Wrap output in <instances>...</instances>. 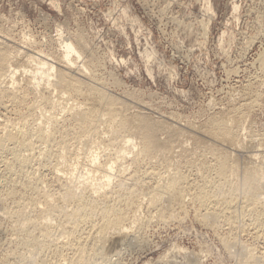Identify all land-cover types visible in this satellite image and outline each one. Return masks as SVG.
Masks as SVG:
<instances>
[{
    "label": "rangeland",
    "instance_id": "obj_1",
    "mask_svg": "<svg viewBox=\"0 0 264 264\" xmlns=\"http://www.w3.org/2000/svg\"><path fill=\"white\" fill-rule=\"evenodd\" d=\"M76 33L81 34L89 47L88 55L76 59L80 69L86 68L84 72L102 84L107 93L125 100L131 113L140 108L154 124L179 129L182 137L169 142L170 151L146 159L136 155V147L122 155L109 144L93 143L109 137L101 130L92 138L83 137L81 142L72 140L66 160L54 166L56 163L40 159L41 154L44 157L49 152V145L38 141L34 132L29 133L32 146L17 151L20 156L32 155L26 168L29 171L10 174L7 181L0 177V211L16 208L24 193L37 198H50L49 195L61 198L64 189L60 185L72 169L73 182L68 185L78 188V192L82 190L81 181L88 185L90 180L96 187H104L110 197L108 204L119 203L121 196L132 188L141 201L138 214L142 222L138 225L126 221L131 226L127 231L134 236L131 241H113L108 258L97 256L100 260L92 258L91 262L97 260L91 264H264V225L254 220L257 213L264 211V0H0V39L10 44L12 53L18 51L19 58L29 52L54 62V55L63 51V42L72 40ZM87 62L92 65L91 71ZM16 76L20 82L15 87L19 89L25 88V81L31 78L30 73L21 71ZM9 77L8 72L0 75V90ZM49 87L41 82L38 89L60 101L53 109L41 103L43 107L35 109L33 122H39L41 113L55 115L59 119L57 125L63 128L69 124L67 114L72 112L71 105L76 101L59 99L58 92ZM33 93L26 97L27 104L0 99V135L23 125L35 128L25 117L28 107L38 99L37 93ZM231 115L234 118L229 125L234 136L229 141L219 140V145L215 143L216 152L206 149L209 141L198 134L199 130L211 118ZM165 132H160L158 138L171 141ZM93 151L99 153L100 163L108 161L112 165L108 185H102L105 180L102 171H108L106 168L93 171L84 180L85 172L93 167L90 161ZM220 153L228 154L233 176L223 183L220 180V186L200 189L201 173L219 181L214 166ZM3 154L2 176L6 175L4 160H10L11 156ZM255 169L261 175L248 188L243 184L244 176ZM177 171L185 174L192 185L185 184L181 201L172 204L166 202L167 193L162 190L156 206L165 211V217L159 219L155 208L148 206L149 193L157 175L161 173L165 178ZM130 174L135 175L134 180ZM61 175L59 180L57 177ZM120 179L124 180V187L118 185ZM26 182L30 185L25 191ZM199 190L206 191L217 204L209 201L207 207H200L196 200ZM224 201L229 202L232 219L224 215L209 222L198 215L204 208L209 212L223 209L227 204ZM2 213L1 264H27L19 262L20 257L28 260L33 256L34 247L22 244L27 227L24 219L51 223L47 237L42 239L49 242L42 254L45 261L67 264L62 258L72 256L77 246L90 240L92 228L88 223L81 225L69 242L68 238L63 241L60 233L64 220L61 216L40 218L31 209L21 219Z\"/></svg>",
    "mask_w": 264,
    "mask_h": 264
},
{
    "label": "bare ground",
    "instance_id": "obj_2",
    "mask_svg": "<svg viewBox=\"0 0 264 264\" xmlns=\"http://www.w3.org/2000/svg\"><path fill=\"white\" fill-rule=\"evenodd\" d=\"M10 49L12 50L10 44H7L4 40L0 39V75H4L7 72L10 74L6 85H4L0 90V99L2 100V98H6L13 103L27 104L26 102L28 100H26V97H28L29 94H34V91L37 93L38 99H32L37 103L33 102L30 106L28 105L29 107L27 110L29 111L25 116L32 121V124L34 123L35 128L33 125L26 127L23 125V123V127H14L15 129H8L7 132L5 130V133L0 135V155L1 153H9L11 155L10 160H4L3 170L6 175L3 174L2 176L0 174V177L4 178V180L7 181V176L9 175L10 177V174L16 175L17 173H25L24 170H27L26 172L29 171L26 168H28L30 165L32 155L20 156L17 153L19 149L27 150L32 146L29 140L30 137H28L29 133L32 134L34 132L38 141L49 145V152L44 154V157L41 154L43 159L42 157H40V159L45 161V163H56L54 166L58 165L60 160H66V157H68V154H70V150H67L71 146L70 143L72 140L77 139V142H81L83 137L92 138L95 136V133H98V131L101 132V130L102 133H108L109 137L103 140V137L101 136L102 138H100L98 141L95 140L93 143H101L105 145L109 144L110 146L116 147V152L122 155L127 151L132 152L133 147H136V155H142V157L146 159L159 157L160 154H162L161 152L166 153L165 151H168L171 147L169 144L172 142V139L182 135L179 129L171 130L166 126L165 128L162 126H157L152 120L147 119L144 116L143 111L142 109L140 110V108L135 111V113H131L132 111H129V105L125 100L118 99L107 93L106 90L102 88L103 86L101 87L102 84L100 85L98 81L96 82V80H93L91 75H88V73L84 72L86 68H83L84 70L80 69L76 63V59L83 56L84 54L88 55L89 53V47L83 41L80 33H76L72 40L63 42V51L59 53V55H54V58L56 59V61L53 59L54 62L45 58H41L40 56L35 57V55H29V52L27 53L28 55L25 54L26 56H23L24 58H19L17 53L18 51L12 53ZM86 65L88 70L91 71L92 65L90 62H87ZM18 71L23 73L28 72L31 74V76H28L31 78L28 79V81H25V88L20 87L21 89H19L15 87V84H18L19 81L16 76ZM41 82H43L47 87L50 86L49 89L51 88L53 91H57L59 99H73L76 101V104H73V106L71 105L72 108L69 106V109L71 108L70 110H72L70 114H67L70 115L67 117L69 118V120L67 119L69 124H66L63 128L60 127L59 124L58 125L60 128L57 127V121L59 119H57V116L55 115L52 116L41 113L39 122H33L35 109L43 107H40L41 103L42 105H46L49 109H53L58 100H56L57 97H55L54 100L50 93H45L46 90L43 92L38 89ZM20 85L21 84H19V86ZM19 90H21V93H18ZM32 98L35 97L32 96ZM2 102L3 101H1V103ZM48 113L50 114L51 112ZM233 118L234 115H231V117L211 118L207 125L201 128L202 130H199L198 134L204 138H207L209 141L207 142L208 145H205L206 149L216 152L218 150H216V148H218L219 140L229 141L230 137L234 136L233 130L229 125V122ZM29 119L26 120L29 121ZM101 125H103L102 129ZM163 131L167 132L168 139H171V141H160L158 136L159 133ZM77 151L78 150H76V154ZM227 155V153H220V156L217 157L218 164L214 166V172L219 181L214 182L211 180V177L201 173V185L203 186H199L200 189H205L206 186L209 185L220 186V180L223 183V181L228 180V176H233L234 170H232V166L228 164L229 158ZM90 157L93 167L85 172L86 177L84 180H88L89 177H91L90 175L93 171L96 170V172H99L101 168H106L108 171H102V177L105 178L103 182L104 184L102 185H108L111 180L110 170L112 169V165H109L108 161L100 163L99 153L97 151L91 152ZM30 171L32 173L33 170L30 169ZM26 175L29 174L26 173ZM130 175V178L134 180L135 175ZM259 175H261V173L258 169H255L254 172H247L244 176L243 184L248 186V188H251V186H253L252 181L256 177H259ZM73 176L74 174L72 169L68 176H64V184L60 185L64 189L61 194V198H56L52 195H49L50 198L48 196L37 198L36 196H29L24 193L21 195L23 200L19 201V204L16 208L4 210V214L1 212L2 210L0 212L4 216L9 215L17 219H21L27 209L36 211L40 218L61 216L64 219L61 224L62 230L60 231L61 235L64 236L63 241H65L66 238H68L69 241V239H71V237H73L74 234L79 230L81 225L86 223L90 224L92 228L91 231H93H90V236L88 235L90 240L88 239V242L86 241L87 243L85 245L77 246L72 256L64 257V255L62 260H65L67 264H91L97 259L100 260L98 257L104 259L108 258L107 256L110 255L109 245L113 243V241L128 239L131 241L133 234L127 231V229L131 228V226L128 223L126 224V221L130 220V224L138 225L140 222H142L141 216L138 214L141 201H139V199L137 200V197L134 195L135 189L132 188L130 191L125 193V195L121 196L119 203L108 204V199L110 197L103 189L104 187H96V184L92 183L90 180H88V185H86L85 181H81L83 183V186H81L82 190H79L80 192H78V188L76 189L68 185L73 182ZM157 176L158 180H155L157 182L155 185H153L152 191L149 193L148 206L155 208L156 216L159 219H164L165 211L162 210V208H157L156 206L160 198H162V190H166V202L168 204H172L176 201H181L183 196L182 190L186 188L184 185L188 184L190 186L192 183L189 184V182H187L188 177L179 171L172 173L165 178H163L161 173L160 176ZM57 178L59 180L62 179V175ZM8 179L15 181V179ZM27 181L29 182V178ZM37 181H39V179ZM29 185L30 184L27 182L24 183L23 189L25 190ZM118 185L124 187V180L120 179L118 181ZM196 200L199 202L200 207H207V202L209 201L214 205L217 204V201L214 199L211 200V196L204 190H199L198 193H196ZM228 201H224V203L227 204H225L223 209L218 210L215 208L209 212V209L204 208L203 213L199 212L200 214L198 215L203 218H208L209 222H213V217H220L224 215L232 219L234 214L228 210L230 209V206H228ZM255 203L257 202H254L253 204ZM101 204H104V206ZM250 205H252V203ZM131 210L133 211L130 215L129 213ZM24 220L26 221L27 227L25 229V240H23L22 244H29L34 248L32 253L33 256L30 254L32 257H28L29 259L27 260L25 256H21L20 259L18 258L19 262L24 261L27 264H59L57 261H45L46 259L43 257V255L46 253L49 242L46 243L42 239L47 237L48 229L52 226L51 223H40L38 221L35 222L29 219ZM254 220L257 224L263 226L264 211L257 213ZM16 222L20 223V220H17ZM23 228L25 227L23 226ZM15 231L17 232V230ZM68 241L65 245L70 242ZM64 243L62 244L63 246ZM49 245L51 246L52 244L50 243ZM56 247L58 246L56 245ZM51 250L52 248L50 251ZM39 255H41V257L37 258ZM95 257H97V259L91 262L92 258ZM17 260L16 262H18ZM103 263L105 264L106 262Z\"/></svg>",
    "mask_w": 264,
    "mask_h": 264
}]
</instances>
